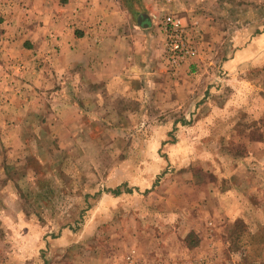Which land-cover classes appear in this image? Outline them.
Returning a JSON list of instances; mask_svg holds the SVG:
<instances>
[{"label": "rangeland", "instance_id": "rangeland-1", "mask_svg": "<svg viewBox=\"0 0 264 264\" xmlns=\"http://www.w3.org/2000/svg\"><path fill=\"white\" fill-rule=\"evenodd\" d=\"M107 1V63L69 105L0 108V264H264V0ZM168 14L195 50L177 71Z\"/></svg>", "mask_w": 264, "mask_h": 264}, {"label": "crops", "instance_id": "crops-1", "mask_svg": "<svg viewBox=\"0 0 264 264\" xmlns=\"http://www.w3.org/2000/svg\"><path fill=\"white\" fill-rule=\"evenodd\" d=\"M9 4L8 13L11 11L15 22L7 27L12 41L6 45L10 55L6 61L19 62L25 70L22 68L18 73L22 76L20 79L14 77L15 89L10 88L8 95L0 92V108L22 114L24 110L44 106L47 95L59 98L57 102L61 106L69 105L64 98L71 85H79V71L87 69L91 81L93 75L97 76L91 70L107 63L101 58L106 52L101 46L111 47L107 20H119L124 9L119 3L107 0H25L21 3L11 0ZM17 15L20 18L16 21ZM32 18L34 25H26ZM5 71L0 74V86L7 88L10 77ZM112 80L114 76L102 81ZM75 107L72 102L71 108Z\"/></svg>", "mask_w": 264, "mask_h": 264}, {"label": "built area", "instance_id": "built-area-1", "mask_svg": "<svg viewBox=\"0 0 264 264\" xmlns=\"http://www.w3.org/2000/svg\"><path fill=\"white\" fill-rule=\"evenodd\" d=\"M169 2L170 0H166ZM162 31L166 35L164 61L172 71H177L195 56L194 47L182 39L183 31L179 20L168 14L163 18Z\"/></svg>", "mask_w": 264, "mask_h": 264}]
</instances>
